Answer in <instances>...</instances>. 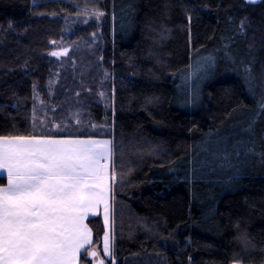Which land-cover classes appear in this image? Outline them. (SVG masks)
Masks as SVG:
<instances>
[{
	"label": "trees",
	"instance_id": "16d2710c",
	"mask_svg": "<svg viewBox=\"0 0 264 264\" xmlns=\"http://www.w3.org/2000/svg\"><path fill=\"white\" fill-rule=\"evenodd\" d=\"M203 54L225 62L183 97ZM263 87L264 0H0V134L114 141L115 264L264 258ZM86 222L100 254L101 216Z\"/></svg>",
	"mask_w": 264,
	"mask_h": 264
},
{
	"label": "snow or ice",
	"instance_id": "6c2138e0",
	"mask_svg": "<svg viewBox=\"0 0 264 264\" xmlns=\"http://www.w3.org/2000/svg\"><path fill=\"white\" fill-rule=\"evenodd\" d=\"M103 15L92 13L97 20ZM50 55L67 56L68 49ZM214 68V61L207 63L205 75ZM99 95L104 99L103 91ZM116 156L111 139L0 134V181L7 180L0 187V264H80L92 235L85 221L101 209L103 253L115 264L116 184L124 182ZM226 166L233 165L225 160L221 167ZM85 255L97 257V252Z\"/></svg>",
	"mask_w": 264,
	"mask_h": 264
},
{
	"label": "rangeland",
	"instance_id": "374dc122",
	"mask_svg": "<svg viewBox=\"0 0 264 264\" xmlns=\"http://www.w3.org/2000/svg\"><path fill=\"white\" fill-rule=\"evenodd\" d=\"M63 49L64 48H62L61 50H58V51H62ZM217 56L218 55L214 56V55L203 54V55H200L197 58V65H196L195 68H194V65H193L194 69H193L192 74H190L189 77L183 78L181 83H180L181 92H182V96L183 97L188 95L189 97H197L198 98L201 85L205 82L206 78L209 76V74L205 75V72L207 70L206 69V64L214 61L215 62V68H216L218 66L217 65L218 62L219 63L220 62L221 63L225 62V61H222V60L218 61V57ZM214 69L212 70V72L214 71ZM263 90H264V87H263ZM263 96H264V91H263ZM183 100H184V98H183ZM261 159H262V162L264 163L263 156H262ZM99 256H100L101 259H103V260L105 259L102 255L99 254Z\"/></svg>",
	"mask_w": 264,
	"mask_h": 264
},
{
	"label": "clouds",
	"instance_id": "9594fccd",
	"mask_svg": "<svg viewBox=\"0 0 264 264\" xmlns=\"http://www.w3.org/2000/svg\"><path fill=\"white\" fill-rule=\"evenodd\" d=\"M232 228L234 231V236L232 240L235 244L239 246L244 252H255L257 245L254 242L252 235L250 234L247 227H243L240 219H236L232 223ZM261 252H264V248L260 249ZM233 264H245L241 259H236L233 261ZM248 264H264V258L259 259L258 261H248Z\"/></svg>",
	"mask_w": 264,
	"mask_h": 264
},
{
	"label": "crops",
	"instance_id": "0c3cea01",
	"mask_svg": "<svg viewBox=\"0 0 264 264\" xmlns=\"http://www.w3.org/2000/svg\"><path fill=\"white\" fill-rule=\"evenodd\" d=\"M53 138H80V139H89V138H91V139H109V138H107V137H92V136H90V137H53ZM6 184H7V180H6V178H5V183L4 184H0V187H3V186H6ZM100 216H101V219H102V223H103V215H102V209L100 210V214H99ZM98 216V215H97ZM93 216H89V218H92ZM94 217H96V216H94ZM88 218V219H89ZM87 221V220H86ZM85 221V223H87ZM103 227H104V224H103ZM104 232H105V229H104ZM103 236H104V234H103ZM92 248H93V234L91 235V242L89 243V244H87L86 246H85V249H82L81 250V254H80V264H82L81 262V256H82V254L83 253H85V252H89V251H91L92 250ZM105 259H108L109 257H106V256H104V253H103V237H102V249H101V253H100Z\"/></svg>",
	"mask_w": 264,
	"mask_h": 264
},
{
	"label": "water",
	"instance_id": "95a60500",
	"mask_svg": "<svg viewBox=\"0 0 264 264\" xmlns=\"http://www.w3.org/2000/svg\"><path fill=\"white\" fill-rule=\"evenodd\" d=\"M244 1L247 2V3H249L248 0H244ZM260 1H261V0H258L257 3H259ZM249 4H256V3H249ZM90 257H91V258H95V257H92L91 255H90ZM98 260H100V259H98ZM98 260L94 261L93 264H98Z\"/></svg>",
	"mask_w": 264,
	"mask_h": 264
}]
</instances>
